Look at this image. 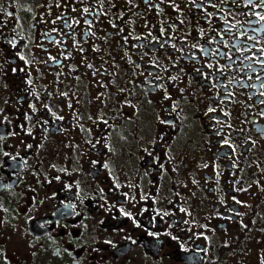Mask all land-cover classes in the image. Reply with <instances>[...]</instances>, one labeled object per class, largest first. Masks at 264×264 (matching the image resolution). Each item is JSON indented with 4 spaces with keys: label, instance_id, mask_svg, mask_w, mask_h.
I'll return each instance as SVG.
<instances>
[{
    "label": "flooded vegetation",
    "instance_id": "obj_1",
    "mask_svg": "<svg viewBox=\"0 0 264 264\" xmlns=\"http://www.w3.org/2000/svg\"><path fill=\"white\" fill-rule=\"evenodd\" d=\"M261 17L0 0V264H218L264 242Z\"/></svg>",
    "mask_w": 264,
    "mask_h": 264
},
{
    "label": "rangeland",
    "instance_id": "obj_2",
    "mask_svg": "<svg viewBox=\"0 0 264 264\" xmlns=\"http://www.w3.org/2000/svg\"><path fill=\"white\" fill-rule=\"evenodd\" d=\"M187 132H193L192 126L186 127ZM264 210V207H263ZM258 234L259 232H255ZM260 244L264 247V242L254 241H245L241 243L235 250L227 251L222 261L218 264H262V261L257 258H250L253 253H257V247Z\"/></svg>",
    "mask_w": 264,
    "mask_h": 264
},
{
    "label": "snow or ice",
    "instance_id": "obj_3",
    "mask_svg": "<svg viewBox=\"0 0 264 264\" xmlns=\"http://www.w3.org/2000/svg\"><path fill=\"white\" fill-rule=\"evenodd\" d=\"M249 2H251V0H249ZM261 19H264V17H261Z\"/></svg>",
    "mask_w": 264,
    "mask_h": 264
}]
</instances>
